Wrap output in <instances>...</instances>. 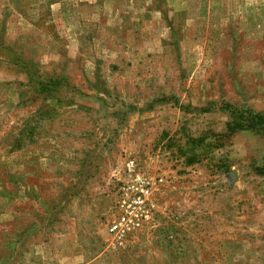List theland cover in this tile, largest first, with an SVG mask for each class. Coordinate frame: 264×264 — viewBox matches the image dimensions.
Instances as JSON below:
<instances>
[{"label": "rangeland", "instance_id": "1", "mask_svg": "<svg viewBox=\"0 0 264 264\" xmlns=\"http://www.w3.org/2000/svg\"><path fill=\"white\" fill-rule=\"evenodd\" d=\"M264 0H0V264H264ZM162 179L114 244L115 168Z\"/></svg>", "mask_w": 264, "mask_h": 264}, {"label": "built area", "instance_id": "2", "mask_svg": "<svg viewBox=\"0 0 264 264\" xmlns=\"http://www.w3.org/2000/svg\"><path fill=\"white\" fill-rule=\"evenodd\" d=\"M111 176L115 184L111 211L114 217L106 229L112 242L120 246L132 234L152 225L151 197L162 179L143 175L130 158L121 168H115Z\"/></svg>", "mask_w": 264, "mask_h": 264}, {"label": "trees", "instance_id": "3", "mask_svg": "<svg viewBox=\"0 0 264 264\" xmlns=\"http://www.w3.org/2000/svg\"><path fill=\"white\" fill-rule=\"evenodd\" d=\"M223 108L230 117V122L227 124V131L230 134L246 130L264 136V115L253 114L248 109L232 105H225ZM260 170H264V165Z\"/></svg>", "mask_w": 264, "mask_h": 264}]
</instances>
